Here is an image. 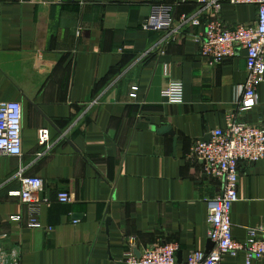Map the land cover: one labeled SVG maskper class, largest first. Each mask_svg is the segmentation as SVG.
I'll use <instances>...</instances> for the list:
<instances>
[{"label":"crops","instance_id":"obj_1","mask_svg":"<svg viewBox=\"0 0 264 264\" xmlns=\"http://www.w3.org/2000/svg\"><path fill=\"white\" fill-rule=\"evenodd\" d=\"M156 5H176V16L197 10L195 0H0V102L23 107V155L0 156V243L17 247L21 264H120L165 243L179 246V263L212 251L209 202L224 185L192 147L233 112L264 128V82L256 105L239 113L246 51L210 65L198 27L161 56L162 34L143 29ZM257 17L256 6L231 0L220 14L229 27ZM171 81L183 83L182 103L163 96ZM20 174L44 181L42 228L28 226L12 195ZM60 193L72 201L60 203ZM238 194L232 232L244 242L248 228L264 227V159L240 163ZM223 264H246L245 255Z\"/></svg>","mask_w":264,"mask_h":264},{"label":"built area","instance_id":"obj_2","mask_svg":"<svg viewBox=\"0 0 264 264\" xmlns=\"http://www.w3.org/2000/svg\"><path fill=\"white\" fill-rule=\"evenodd\" d=\"M61 2L62 0H58ZM226 0H195L197 10L192 14L175 15L176 5H156L143 24L147 32L162 34L158 51L165 54L168 43L175 42L189 29L203 27L196 36L201 56L210 65H219L235 56L238 49L246 51L247 77L243 97L237 103L238 112H247L257 103L258 87L264 82V0H231L235 5H252L258 9L255 25L227 26L220 19ZM164 72L169 75L168 65ZM138 87H133L131 97L137 98ZM170 103H182L184 86L171 81L163 91ZM237 113V112H236ZM235 112L228 115L225 128L215 129L209 142L198 141L191 158L204 165L205 172L219 179L223 192L209 202V240L214 244L207 254L195 252L189 261L179 263V246L174 243L157 244L142 251L140 258L130 251L120 264H223L226 257L243 253L246 264L264 261V227L248 228L244 242L233 237L232 208L239 201V166L241 162L254 164L264 159V128L251 126L238 120ZM23 107L19 102H0V156L20 158L23 155ZM50 139L48 129L39 132V144L46 146ZM22 189L12 193L26 206L28 226L42 228V208L49 203L43 196L45 184L36 176L20 174ZM60 203H70L69 193L58 195ZM19 217H13L18 219ZM0 264H21L17 247L5 248L0 243Z\"/></svg>","mask_w":264,"mask_h":264},{"label":"water","instance_id":"obj_3","mask_svg":"<svg viewBox=\"0 0 264 264\" xmlns=\"http://www.w3.org/2000/svg\"><path fill=\"white\" fill-rule=\"evenodd\" d=\"M210 139H211V135H209V136H208L206 139H204L202 142H209ZM209 243H210V248L214 247V244H213L211 241H209ZM138 258H140V256H138Z\"/></svg>","mask_w":264,"mask_h":264}]
</instances>
